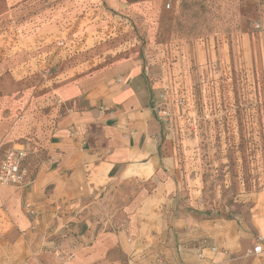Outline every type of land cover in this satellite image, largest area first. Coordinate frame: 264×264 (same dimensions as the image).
<instances>
[{"label": "crops", "instance_id": "1", "mask_svg": "<svg viewBox=\"0 0 264 264\" xmlns=\"http://www.w3.org/2000/svg\"><path fill=\"white\" fill-rule=\"evenodd\" d=\"M157 74L134 46L90 77L51 80L47 138L27 153L22 185L0 184V264H264L251 251L263 202L216 218L185 197Z\"/></svg>", "mask_w": 264, "mask_h": 264}, {"label": "rangeland", "instance_id": "2", "mask_svg": "<svg viewBox=\"0 0 264 264\" xmlns=\"http://www.w3.org/2000/svg\"><path fill=\"white\" fill-rule=\"evenodd\" d=\"M134 46L182 97L163 125L188 163L185 197L216 218L264 203V0H0V159L46 140L51 80Z\"/></svg>", "mask_w": 264, "mask_h": 264}, {"label": "built area", "instance_id": "3", "mask_svg": "<svg viewBox=\"0 0 264 264\" xmlns=\"http://www.w3.org/2000/svg\"><path fill=\"white\" fill-rule=\"evenodd\" d=\"M167 6H169V4H167ZM255 26L260 27L259 24H256ZM182 102L183 100L181 96L172 99L169 90L164 87L163 90L159 92L155 101L156 116L163 124L170 122L172 119L171 104L173 103L178 106L181 105ZM26 155L27 151L24 147L13 146L5 150L0 161V184L20 186L24 183L26 171L22 166V162ZM24 207L28 213H35V209L31 203L26 202ZM212 250L215 251L216 248L212 247ZM251 251L254 254H264V233H259L256 236L255 244Z\"/></svg>", "mask_w": 264, "mask_h": 264}, {"label": "trees", "instance_id": "4", "mask_svg": "<svg viewBox=\"0 0 264 264\" xmlns=\"http://www.w3.org/2000/svg\"><path fill=\"white\" fill-rule=\"evenodd\" d=\"M127 2H133V1H136V0H126ZM138 1V0H137Z\"/></svg>", "mask_w": 264, "mask_h": 264}]
</instances>
